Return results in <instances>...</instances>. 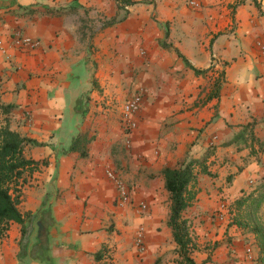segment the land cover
Returning a JSON list of instances; mask_svg holds the SVG:
<instances>
[{
    "label": "crops",
    "instance_id": "obj_1",
    "mask_svg": "<svg viewBox=\"0 0 264 264\" xmlns=\"http://www.w3.org/2000/svg\"><path fill=\"white\" fill-rule=\"evenodd\" d=\"M118 1L0 0V126L45 143L24 153L47 161L22 189L21 211L36 215L29 246L20 252V226L11 223L0 264H96L102 246L111 264H178L162 169L209 155L183 214L195 246L222 238L223 226L199 221L219 196L261 188L264 0ZM185 60L209 71L195 74ZM138 90L137 126L125 132L121 108ZM247 125L254 141L240 137ZM78 136L88 142L69 151ZM110 169L128 185L131 204L118 203ZM142 202L145 213L135 207ZM42 211L49 252L38 261L30 247ZM141 228L143 253L134 244ZM224 249L212 264L226 263Z\"/></svg>",
    "mask_w": 264,
    "mask_h": 264
},
{
    "label": "trees",
    "instance_id": "obj_2",
    "mask_svg": "<svg viewBox=\"0 0 264 264\" xmlns=\"http://www.w3.org/2000/svg\"><path fill=\"white\" fill-rule=\"evenodd\" d=\"M118 3L129 4L127 1L119 0ZM187 67L193 69L195 74H205L209 70H196L185 60ZM222 79L221 74L213 82L212 93L209 99L217 96ZM13 106H3L2 110L9 112ZM245 126L240 137L254 141L251 130ZM236 140H232L234 143ZM88 142L85 136H78L73 139L69 151H81L82 145ZM27 146L43 147L45 143L37 142L26 136H22L11 130L8 123L0 126V237L8 231L11 223L20 226V252L24 254L29 246L32 224L36 215L30 212L23 213L20 206L23 202L22 189L27 182V177L39 170L40 165L46 166L47 161H35L27 157L24 153ZM260 150L263 146L259 145ZM80 154L85 155L82 151ZM209 155L200 159L190 160L175 168H164L160 174L163 178V187L168 193L169 212L166 224L171 230L172 239L176 244L175 253L177 254L178 264H205L196 263L192 253L196 249L191 225L184 218V212L194 202L197 189L196 183L198 175L207 174L206 161ZM261 188L252 191H243L242 194L234 199L230 204L231 221L230 226H236L243 233L252 235L253 242L257 248L256 264H264V224L259 220L257 212L264 201V177L261 178ZM258 189V191H257ZM49 214L42 211L40 214V224L43 229L39 232L38 241L30 247V256L34 260H46L49 245L46 241L47 225ZM47 253V254H46ZM43 254L46 255L43 257ZM96 264H111V252L106 246H102L94 255Z\"/></svg>",
    "mask_w": 264,
    "mask_h": 264
},
{
    "label": "rangeland",
    "instance_id": "obj_3",
    "mask_svg": "<svg viewBox=\"0 0 264 264\" xmlns=\"http://www.w3.org/2000/svg\"><path fill=\"white\" fill-rule=\"evenodd\" d=\"M233 200L224 195L219 196L214 211L212 210L207 214V219L199 220L200 223L207 221L211 226H218V228L223 226L221 229L224 233L221 239L214 241L204 240L197 243L195 258L198 261L212 264L214 251L223 246L227 257L225 264H256L257 248L253 242L252 235L245 234L236 226L229 225L231 221L230 204ZM257 216L264 224V201L257 212ZM34 233L36 234V231ZM248 248L251 250L250 252L247 251Z\"/></svg>",
    "mask_w": 264,
    "mask_h": 264
},
{
    "label": "built area",
    "instance_id": "obj_4",
    "mask_svg": "<svg viewBox=\"0 0 264 264\" xmlns=\"http://www.w3.org/2000/svg\"><path fill=\"white\" fill-rule=\"evenodd\" d=\"M20 40L21 37L17 36ZM25 43L33 44L30 39L24 40ZM2 47V42L0 40V48ZM142 104V92L135 91L128 99H126L121 108V125L124 131L129 132L136 128V116L140 111ZM107 178L114 184L117 190V201L119 204H131V193L128 185L123 181V179L113 170H106ZM263 177H264V164H263ZM139 213H145L147 211V204L144 202L139 203L135 206ZM134 244L138 252L143 253L145 251V239L143 234V229H139L134 236ZM248 252L251 250L248 248ZM250 256V255H248Z\"/></svg>",
    "mask_w": 264,
    "mask_h": 264
}]
</instances>
